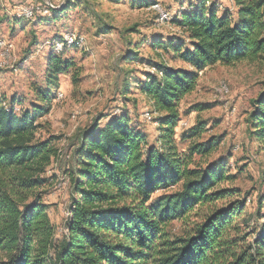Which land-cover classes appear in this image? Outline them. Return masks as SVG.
Here are the masks:
<instances>
[{
	"label": "trees",
	"instance_id": "trees-1",
	"mask_svg": "<svg viewBox=\"0 0 264 264\" xmlns=\"http://www.w3.org/2000/svg\"><path fill=\"white\" fill-rule=\"evenodd\" d=\"M66 1L61 13L54 8L46 14L54 10L62 16L74 0ZM229 1L234 15L218 14L211 0H193L170 20L189 47L174 40L156 46L171 48L191 70L151 64L153 72L138 83L156 115L160 133L154 144L131 126L127 112L75 135L66 170L69 216L59 239L39 192L58 156L51 140L35 139L44 109L17 113L16 102L6 106L0 96V264H264V195L254 217L246 216V197L219 187L230 179L224 160L189 168L192 154L206 156L216 144L194 145L189 155L178 153L174 144L178 102L193 91L198 72L264 58V0ZM133 3L151 5V0ZM63 38L52 43L53 49L62 45L56 53L79 43L75 37L68 45ZM48 62L47 86L56 87L62 64ZM40 102H49L48 89L40 93ZM251 104L249 135L264 151V94ZM201 131L198 125L189 137ZM178 185L180 190L166 193ZM202 209L204 214H192ZM190 215L200 217L194 228L184 237L171 236L169 224Z\"/></svg>",
	"mask_w": 264,
	"mask_h": 264
},
{
	"label": "rangeland",
	"instance_id": "rangeland-1",
	"mask_svg": "<svg viewBox=\"0 0 264 264\" xmlns=\"http://www.w3.org/2000/svg\"><path fill=\"white\" fill-rule=\"evenodd\" d=\"M192 1L151 0V5H139L133 0H74L71 8L58 16L66 0H0V96L6 106L14 100L17 113H31L35 107L44 109L36 121L35 139L51 140L58 156L47 168L43 177L48 183L39 192L48 206L57 239L65 232L69 216L66 170L78 132L95 124L101 128L110 116L127 112L131 126L145 134L150 144L155 143L160 133L156 115L151 113L138 83L147 72H153L151 64L191 70L171 48L156 46L174 40L184 41L185 48L189 47L184 32L170 20L185 12ZM211 1L218 14H235L229 0ZM153 6L159 10H153ZM53 7L58 13L53 10L46 14ZM26 9L33 10L32 17L23 14ZM159 12L167 13L168 19L161 20ZM63 37H76L79 43L62 54L56 53L52 43ZM50 58L62 64L56 87L47 86ZM197 74L193 91L178 102L175 148L189 155L194 145L214 142L216 146L208 155L192 154L189 168L204 169L224 160L230 179L219 187L237 189L240 198L246 197L245 215L254 217L258 197L264 195V151L249 135L248 117L252 101L264 94V58L230 66L215 64ZM46 89L49 102H40V93ZM198 125L202 131L190 138V131ZM178 190L180 185L166 193ZM205 212L202 209L192 214ZM199 220L190 215L182 222H171L167 231L173 237H184Z\"/></svg>",
	"mask_w": 264,
	"mask_h": 264
},
{
	"label": "bare ground",
	"instance_id": "bare-ground-1",
	"mask_svg": "<svg viewBox=\"0 0 264 264\" xmlns=\"http://www.w3.org/2000/svg\"><path fill=\"white\" fill-rule=\"evenodd\" d=\"M53 8H54V7H53ZM156 8H158V7H157V6H153V7H152L153 10L156 9ZM155 11H157V10H155ZM157 14H158V13H157ZM25 16H26V15H25ZM159 16L161 17V20H167V19H168V16H167L166 13H162V16H161L160 13H159ZM31 17H32V16H31ZM164 23H165V22H164ZM74 40H75V38H67V37L64 38V41H65L68 45H71V44L73 43ZM54 47H56V49L54 48L56 52H60V50H61V44L56 43ZM57 97H58V98H61V95L58 94Z\"/></svg>",
	"mask_w": 264,
	"mask_h": 264
},
{
	"label": "built area",
	"instance_id": "built-area-1",
	"mask_svg": "<svg viewBox=\"0 0 264 264\" xmlns=\"http://www.w3.org/2000/svg\"><path fill=\"white\" fill-rule=\"evenodd\" d=\"M46 5H51V4H46ZM52 6V5H51ZM154 10H159L158 8L154 9ZM160 15L162 16V12H159ZM23 14H26V15H30V16H33V10L32 9H26L23 11ZM5 47V44L3 43V48Z\"/></svg>",
	"mask_w": 264,
	"mask_h": 264
}]
</instances>
